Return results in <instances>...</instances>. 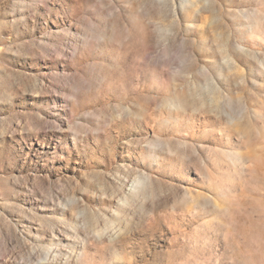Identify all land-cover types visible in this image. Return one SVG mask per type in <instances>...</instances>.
Segmentation results:
<instances>
[{"label":"rangeland","instance_id":"rangeland-1","mask_svg":"<svg viewBox=\"0 0 264 264\" xmlns=\"http://www.w3.org/2000/svg\"><path fill=\"white\" fill-rule=\"evenodd\" d=\"M0 264H264V0H0Z\"/></svg>","mask_w":264,"mask_h":264}]
</instances>
